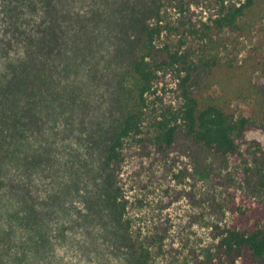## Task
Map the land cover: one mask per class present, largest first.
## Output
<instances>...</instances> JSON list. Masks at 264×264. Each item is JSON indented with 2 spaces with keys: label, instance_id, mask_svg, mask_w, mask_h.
Listing matches in <instances>:
<instances>
[{
  "label": "rangeland",
  "instance_id": "rangeland-1",
  "mask_svg": "<svg viewBox=\"0 0 264 264\" xmlns=\"http://www.w3.org/2000/svg\"><path fill=\"white\" fill-rule=\"evenodd\" d=\"M134 1L139 0H55L60 23L64 30L69 25L70 32L60 37L62 57L45 54L44 81L30 78L27 96L18 85L11 95L5 89L28 59L29 39L45 31L50 17L44 15L43 0H0V105L5 112L15 103V114L23 121L14 128L0 118V130L26 131L22 146L31 162L10 167L25 184L23 192L30 193L49 239L35 255V264H136L123 240L125 232L144 242L152 264L192 263L213 253L219 228L252 226L264 219V190L254 172L264 157L261 0L236 27L184 38L195 55L205 50L219 59L217 66L197 72L194 94L214 97L227 111L254 120L239 141V153L219 158L182 132L170 148L158 150L147 140L153 131L149 117L143 134L125 142L116 180L126 209L122 224L113 221L99 197L104 193L99 161L105 140L95 141L93 135L112 128L122 114L116 98L128 54L115 56L123 46L126 51L125 13ZM244 1L185 0L179 8L168 1L165 9L174 24L191 19L205 29L222 7ZM181 6L188 9L184 14ZM180 39L175 31L167 32L159 43L178 44ZM177 83L175 73H161L148 101L154 115L179 105ZM26 100L33 107L29 123ZM2 144L7 145L5 139ZM20 202L17 197L9 204L24 211ZM0 220L12 224L3 215Z\"/></svg>",
  "mask_w": 264,
  "mask_h": 264
},
{
  "label": "trees",
  "instance_id": "trees-1",
  "mask_svg": "<svg viewBox=\"0 0 264 264\" xmlns=\"http://www.w3.org/2000/svg\"><path fill=\"white\" fill-rule=\"evenodd\" d=\"M59 1L56 0L58 3ZM168 1L176 2L178 8L179 4L185 3V0H139L131 3L128 7L130 9L127 8V33L125 32L124 38L126 51H123V46L115 56L118 58L128 54L124 59L126 67H123L119 74V94L116 98L122 114L112 128L103 129L93 135L95 141L98 138L105 140L103 157L99 161L104 177V193L99 197L103 198L113 221L119 225L123 223L126 205L121 199V187L117 185L116 169L124 158L125 142L131 137L139 138L143 134L149 117H153V131L147 140L158 150L170 148L182 132L194 143L202 145L222 159L239 153V141L254 124V120L246 115L227 111L216 98L208 96L200 99L194 94L192 84L197 72L201 68L217 66L219 59L215 55H206L205 50L195 55L194 51H190V47H185L187 40L184 38H203L202 34L209 36L215 30L236 27L239 20L261 0H245L240 4L222 7L213 24H206L205 29L198 28L196 24L191 23V19L189 23L180 19L178 24H174L166 15L165 7ZM56 2L43 0L44 15L50 17L49 23L45 31L42 29L36 37L29 39V45H33L28 48V59L26 61L25 58L23 63H20L22 70L14 75L8 90L5 89L8 95L14 92L13 85H18L29 96L30 78L44 81V73L48 70L45 54L55 53V58L62 57V47L59 49L60 37L64 38L63 32H70L71 27L68 25L64 30ZM180 10L184 14L188 9L181 6ZM64 16H67V13L64 12ZM173 31L181 35L178 44L170 41L159 43L163 34H172ZM134 32L135 35L132 36L131 33ZM167 72L175 73L178 79L176 92L180 103L177 107L164 108L161 113L154 115L149 108V96L156 92L155 85L161 73ZM19 77L22 78L21 82ZM1 107L0 105V118L9 126L16 128L23 122L18 117L20 122L18 114H15V103L7 105L5 112ZM32 108L26 100V123L33 118ZM262 126L264 127V124ZM2 132L0 130V219L3 215L12 220V224L6 226L0 220V264H35V255L43 250L47 242L45 238L48 241L49 239L30 193L23 192L26 191L25 184L13 174L10 167H18L21 161L31 162L22 146V138L25 139L27 134L25 130L9 131L6 134ZM3 139L6 140V146L2 144ZM32 160L35 161V158L32 157ZM257 163L254 172L258 176H254L260 188L264 190V157ZM251 170L252 167L247 169L248 172ZM17 197H21L20 204L24 211L15 209L12 203L9 204ZM22 229L28 234L25 235ZM122 237L136 264H152L151 252L143 241L133 239L126 232ZM216 238L213 253L199 261L183 264H264V219L252 226L219 228Z\"/></svg>",
  "mask_w": 264,
  "mask_h": 264
}]
</instances>
